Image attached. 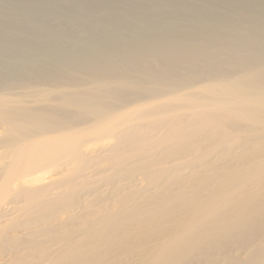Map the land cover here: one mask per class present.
I'll use <instances>...</instances> for the list:
<instances>
[{"label":"bare ground","instance_id":"bare-ground-1","mask_svg":"<svg viewBox=\"0 0 264 264\" xmlns=\"http://www.w3.org/2000/svg\"><path fill=\"white\" fill-rule=\"evenodd\" d=\"M0 264H264V0H0Z\"/></svg>","mask_w":264,"mask_h":264},{"label":"rangeland","instance_id":"rangeland-1","mask_svg":"<svg viewBox=\"0 0 264 264\" xmlns=\"http://www.w3.org/2000/svg\"><path fill=\"white\" fill-rule=\"evenodd\" d=\"M152 7H153V6H152ZM4 11H5V10H4ZM5 12H6L7 15L10 14L9 16H11V17H13V15H15L13 10H12V11H11V10H10V11H9V10H6ZM7 12H8V13H7ZM10 12H11V13H10ZM43 13H46V14H47L46 11H45V12L43 11L42 13H40V16H42V19L44 20V23L47 21V23L49 24V25H48V24L46 23L45 26L47 25V26H49L50 28H53V30L61 31V30H66V29H67V30H69V31H72V30H76V29H77V26H78V25H77V22H71V23L68 25L69 27H68L66 24H64V25H63V28H62V27H60V26H57L56 16H55V18H53V15L49 17L48 15L46 16V14L43 15ZM12 14H13V15H12ZM43 16H44V17H43ZM45 16H46V17H45ZM47 17H48V18H47ZM49 18H50V19H49ZM29 19H30V18H29ZM42 19H41L40 21H42ZM52 19H54L55 21H52ZM30 20H31V19H30ZM49 20L51 21V25H50V23H49V22H50ZM42 22H43V21H42ZM52 22H53V23H52ZM34 23H35V24H33V27H34V28H36V27H37V28H41V27H42V26H41V23H38V22H34ZM37 23H38V25H39V24H40V25L37 26V25H36ZM44 23H42V24H44ZM75 24H76L77 26H76ZM34 25H35V26H34ZM52 25H53V26H52ZM54 26H55V27H54ZM56 26H57V27H56ZM64 27H66V28H64ZM58 28H60V29H58ZM71 28H72V29H71ZM44 30H46V29H44ZM3 36L6 37L5 35H3ZM2 39H3V40H6V38H5V39L2 38ZM72 42L74 43V41H72ZM70 43H71L70 41H69V43H68V42H67V43H64L63 46L69 44L68 46H65V47H66V48H68V47L71 48V46L75 45V44H73V43H72V44H70Z\"/></svg>","mask_w":264,"mask_h":264}]
</instances>
